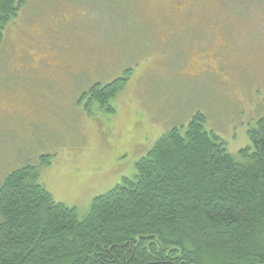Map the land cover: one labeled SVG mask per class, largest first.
Here are the masks:
<instances>
[{"label":"rangeland","instance_id":"rangeland-1","mask_svg":"<svg viewBox=\"0 0 264 264\" xmlns=\"http://www.w3.org/2000/svg\"><path fill=\"white\" fill-rule=\"evenodd\" d=\"M6 30L0 189L37 166L54 200L81 219L197 114L236 158L264 117V0H25ZM124 74L105 106L82 99Z\"/></svg>","mask_w":264,"mask_h":264},{"label":"trees","instance_id":"trees-1","mask_svg":"<svg viewBox=\"0 0 264 264\" xmlns=\"http://www.w3.org/2000/svg\"><path fill=\"white\" fill-rule=\"evenodd\" d=\"M24 4L0 0V47ZM129 74L92 86L91 99L105 106ZM248 135L236 158L197 114L83 219L54 200L39 167L17 169L0 189V264H264V117Z\"/></svg>","mask_w":264,"mask_h":264},{"label":"flooded vegetation","instance_id":"flooded-vegetation-1","mask_svg":"<svg viewBox=\"0 0 264 264\" xmlns=\"http://www.w3.org/2000/svg\"><path fill=\"white\" fill-rule=\"evenodd\" d=\"M40 62V63H39ZM36 66H40V67H43V68H46V67H48V66H50V64L49 63H46V61L45 60H40V61H37L36 63ZM31 69H36V67H32ZM65 70H66V74H68V75H70L71 74V72L69 71V69H67V68H65ZM33 71V70H32ZM77 79H79L80 81H81V77H78ZM95 85H97V84H94V85H92V86H95ZM91 86V87H92ZM91 87L90 88H88L86 91H84V93L82 92V94H81V97H82V99L84 98V97H90V94H89V91H90V89H91ZM90 98H92V97H90Z\"/></svg>","mask_w":264,"mask_h":264}]
</instances>
